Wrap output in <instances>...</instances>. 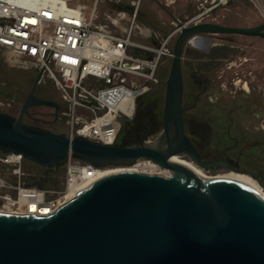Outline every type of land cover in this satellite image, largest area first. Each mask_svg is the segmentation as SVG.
Segmentation results:
<instances>
[{"label":"water","instance_id":"1","mask_svg":"<svg viewBox=\"0 0 264 264\" xmlns=\"http://www.w3.org/2000/svg\"><path fill=\"white\" fill-rule=\"evenodd\" d=\"M178 24L162 132L154 141L125 146L70 139L0 112V150L40 166L57 170L71 152L95 167L147 159L172 172L106 175L47 216L0 213V264H264V196L236 180L203 178L173 161L186 154L202 168L217 163L201 157L184 129V44L208 50L210 35L264 38V23ZM39 105L55 104L31 93L21 113ZM233 170L262 182L249 170Z\"/></svg>","mask_w":264,"mask_h":264},{"label":"built area","instance_id":"2","mask_svg":"<svg viewBox=\"0 0 264 264\" xmlns=\"http://www.w3.org/2000/svg\"><path fill=\"white\" fill-rule=\"evenodd\" d=\"M99 1L94 0L89 10L70 0H0V48L36 60L53 80L68 106L65 135L110 145L116 143L121 126L134 117L136 103L150 89L149 83L157 81L161 59L173 56L169 42L181 26L177 23L158 45L144 44L133 37L141 0L133 1L123 32L110 27L124 18L122 10L115 16L105 13L106 22H97ZM231 1L197 0L195 14L178 22L183 26L216 22L215 12ZM250 1L264 9L261 0ZM25 160L21 153L0 150V213L51 215L71 200L70 191L89 187L109 169L95 167L70 152L64 164L65 185L38 187L24 183ZM130 166L140 173L166 170L147 159Z\"/></svg>","mask_w":264,"mask_h":264},{"label":"rangeland","instance_id":"3","mask_svg":"<svg viewBox=\"0 0 264 264\" xmlns=\"http://www.w3.org/2000/svg\"><path fill=\"white\" fill-rule=\"evenodd\" d=\"M72 4L82 3L87 5L90 10L94 6V0H70ZM148 0H143L147 3ZM164 2V0H163ZM197 6V0H193ZM142 0L138 12L136 23L140 19ZM113 7L112 0H100L97 6L99 22H106L104 19L105 11L111 13ZM216 22L225 25L253 27L264 23V9L256 6L250 0H232L225 8L215 12ZM128 22V21H126ZM178 22L169 25L172 31ZM111 27V26H110ZM212 41L208 50L203 47H192L187 44L183 46L182 70L183 76L188 87L189 64L199 67L203 65L201 75L206 79V93L199 99H195V94L187 98V104L194 106L192 111L197 116L193 117L195 125L202 127L208 126L207 122L214 119L230 109H240L243 116V123L249 125V130H255L264 138V38L260 36H244L238 34H215L210 35ZM178 34L169 42V48L173 53V46ZM135 40V39H134ZM173 56H164L156 69V82H150V89L136 103L138 105L144 98L159 97L161 99V112L164 109L166 81L170 72ZM42 76L41 86L50 85L51 88L61 96V92L53 80L49 78L40 68L36 60L19 57L7 48H0V112L7 113L18 118L23 106L25 96L28 94L37 75ZM22 83L21 88L15 90L17 83ZM183 80V81H184ZM184 106V105H183ZM31 114L36 118L27 120L33 124L31 126L40 130H50L52 132L64 133L66 126L67 110L55 114L54 108L48 105H39L31 108ZM128 122V121H127ZM125 122V123H127ZM162 132V124L149 136V140H156ZM258 158L248 161L243 170L256 173L264 185V147L258 154ZM182 160H186L180 157ZM31 161L25 160L23 168L24 183L32 186L62 188L65 185L66 169L61 166L58 181H43L45 178L38 179L36 182L32 177ZM130 165H106V168H121ZM2 170V169H1ZM56 170V169H55ZM58 170V169H57ZM207 175L216 176L230 172L228 170H204ZM252 177V175H250ZM37 180V181H38ZM259 183V179H255ZM46 183V184H45ZM260 184V183H259ZM260 184V185H261ZM261 185V186H262ZM264 190V186H262Z\"/></svg>","mask_w":264,"mask_h":264},{"label":"flooded vegetation","instance_id":"4","mask_svg":"<svg viewBox=\"0 0 264 264\" xmlns=\"http://www.w3.org/2000/svg\"><path fill=\"white\" fill-rule=\"evenodd\" d=\"M202 69V64L196 68L190 63L188 87L183 79V105L185 108L183 113L184 129L201 157L206 161L217 162L212 168L201 167L202 169H211L213 171L224 169L232 171L233 168H240L246 162L256 160L259 157L258 154L264 147V138L255 130H249V125L243 123V116L240 114V109H230L225 114L222 113L215 116L214 119L207 122L208 126L199 127L195 125L193 117L197 115L192 112L195 108L192 105L189 106L186 104L187 98L192 95V92L196 93L195 99H199L207 91V87L205 86L206 79L201 75ZM23 82L22 80L20 83H17L15 90L21 88ZM41 83L42 76L38 74L22 104H24L25 100L32 93L39 99L54 103L55 105L51 107L54 108L55 114L62 111L64 107L68 111L67 103L62 96H59L50 85L45 84L41 86ZM32 107L37 106H30L28 111L23 113H21V108L18 118L20 117L22 121L27 120V118L35 120L36 118L32 116L30 111ZM162 122L161 99L159 97L144 98L138 105L134 117L121 126L116 143L118 145L134 146L142 144L143 141H152L148 139L149 136L153 134ZM24 123L27 124V122ZM28 125L33 124L28 123ZM179 157L194 163L192 158L186 154L180 155ZM122 165L129 164L123 163ZM55 171V169L40 166L35 162L31 163V172L37 173L34 179L38 183L41 182L38 180L41 178H45V180L41 179L43 184L44 181H58L56 177L50 175Z\"/></svg>","mask_w":264,"mask_h":264},{"label":"crops","instance_id":"5","mask_svg":"<svg viewBox=\"0 0 264 264\" xmlns=\"http://www.w3.org/2000/svg\"><path fill=\"white\" fill-rule=\"evenodd\" d=\"M134 0H119L113 2L111 11L112 16L122 10L125 12L123 19L110 23L112 29L123 32L127 28L129 14L132 10ZM264 6V0H261ZM196 12L193 0H148L141 6L138 30L134 33V39L148 45H158L161 38L170 32L169 25L175 22H183ZM105 13H107L105 11ZM105 19V18H104ZM234 26V25H232ZM237 26V25H236ZM243 27V26H242ZM174 28V27H173Z\"/></svg>","mask_w":264,"mask_h":264},{"label":"bare ground","instance_id":"6","mask_svg":"<svg viewBox=\"0 0 264 264\" xmlns=\"http://www.w3.org/2000/svg\"><path fill=\"white\" fill-rule=\"evenodd\" d=\"M173 161L187 164L189 167H191L197 174H199L203 178H226V179L236 180V181H239L243 184H246L247 186L253 188L258 193H260L262 196H264V190L262 189V186L253 177H251L249 174H246L243 172H236L235 170H232L230 172H227L226 174H221V175L219 174L216 176H211V175H207L203 171V169L201 167H199L198 165H196L195 163H193L189 160L188 161L182 160V159H180V157L178 155L173 157ZM123 171H135L136 172V167L127 166V167H121V168H110L106 171L105 174L109 175V174H113V173H117V172H123ZM150 173H154V171H150ZM160 174H162L164 176H171L172 172L169 169H166V170H163L162 172H160ZM84 189H85L84 186H80V187L73 189L72 191H70L68 198L73 199L74 197H76V194L78 192H81ZM46 212H49V210H46Z\"/></svg>","mask_w":264,"mask_h":264},{"label":"trees","instance_id":"7","mask_svg":"<svg viewBox=\"0 0 264 264\" xmlns=\"http://www.w3.org/2000/svg\"><path fill=\"white\" fill-rule=\"evenodd\" d=\"M59 173H60V169L56 170L53 174H50V175L56 177V179H57ZM32 175H33L32 177H34L35 175H37V173H32ZM35 177H36V176H35ZM27 185H30V184L27 183Z\"/></svg>","mask_w":264,"mask_h":264}]
</instances>
